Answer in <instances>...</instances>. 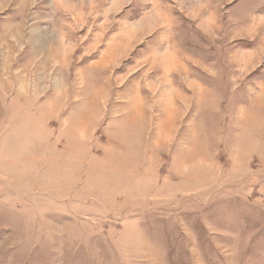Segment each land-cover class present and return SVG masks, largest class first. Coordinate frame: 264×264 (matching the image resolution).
I'll list each match as a JSON object with an SVG mask.
<instances>
[{
  "label": "rangeland",
  "instance_id": "rangeland-1",
  "mask_svg": "<svg viewBox=\"0 0 264 264\" xmlns=\"http://www.w3.org/2000/svg\"><path fill=\"white\" fill-rule=\"evenodd\" d=\"M0 3V264H264V0Z\"/></svg>",
  "mask_w": 264,
  "mask_h": 264
},
{
  "label": "crops",
  "instance_id": "crops-1",
  "mask_svg": "<svg viewBox=\"0 0 264 264\" xmlns=\"http://www.w3.org/2000/svg\"><path fill=\"white\" fill-rule=\"evenodd\" d=\"M6 5H8V2H6ZM3 6H4V5H2V4L0 3V8H3ZM6 8H8V6H7Z\"/></svg>",
  "mask_w": 264,
  "mask_h": 264
}]
</instances>
